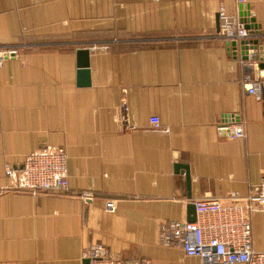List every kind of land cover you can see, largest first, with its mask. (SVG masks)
Wrapping results in <instances>:
<instances>
[{
  "label": "crops",
  "instance_id": "1",
  "mask_svg": "<svg viewBox=\"0 0 264 264\" xmlns=\"http://www.w3.org/2000/svg\"><path fill=\"white\" fill-rule=\"evenodd\" d=\"M246 4L264 33V0ZM221 5L238 16L235 0H0V51L18 50L0 67V188L6 166L48 144L64 147L69 181L2 193L0 264H85L95 244L123 259L201 264L160 244L159 224L187 221L196 198L228 204L264 181V88L251 94L245 80L264 83V66L228 51ZM230 113L241 138L218 131ZM250 222L264 251V211Z\"/></svg>",
  "mask_w": 264,
  "mask_h": 264
},
{
  "label": "built area",
  "instance_id": "2",
  "mask_svg": "<svg viewBox=\"0 0 264 264\" xmlns=\"http://www.w3.org/2000/svg\"><path fill=\"white\" fill-rule=\"evenodd\" d=\"M246 4L247 0H235ZM219 34L223 39H240L249 32L240 22L239 16L228 14L221 5L218 11ZM15 48L0 51V67L4 61L16 55ZM247 91L260 94L264 83L252 74L245 77ZM124 107V106H123ZM150 122L158 127L160 120L152 116ZM218 131L229 138H241L245 131L242 121L235 113L224 114L218 124ZM8 184L0 188L4 191H27L37 193L42 190L59 191L68 188L67 155L64 147L45 145L27 154L22 166L5 167ZM85 192L80 196L88 197ZM230 203L224 204L219 197L204 196L193 201L196 219L193 222L169 220L159 224L157 239L162 245L179 246L189 257H198L201 264H264V251L252 246L250 214L264 211V181L255 185L246 196L229 194ZM105 210H115L114 200L105 202ZM89 264H150L147 258L123 259L111 255L101 244L90 246L83 253Z\"/></svg>",
  "mask_w": 264,
  "mask_h": 264
},
{
  "label": "water",
  "instance_id": "3",
  "mask_svg": "<svg viewBox=\"0 0 264 264\" xmlns=\"http://www.w3.org/2000/svg\"><path fill=\"white\" fill-rule=\"evenodd\" d=\"M239 20L244 24V28L248 30L249 36L240 39H230L226 40V46L228 51L232 55H236L237 51H240L242 60H259V67L264 66V42H260L261 38L264 37L262 33L261 25L256 22L255 17L250 14V10L247 4H239L238 12ZM219 20V19H218ZM217 20L216 31H220V23ZM80 53V65H79V79L80 85L89 84V49L80 48L78 49ZM175 170L180 168L184 169L186 184L189 189L190 185V174L187 165L182 163H176L174 165ZM187 221L193 222L196 219L195 207L193 203H190L187 207ZM85 264H89V259H85Z\"/></svg>",
  "mask_w": 264,
  "mask_h": 264
}]
</instances>
